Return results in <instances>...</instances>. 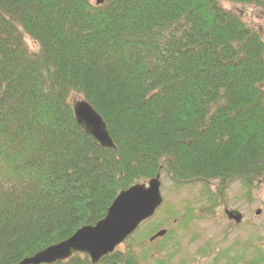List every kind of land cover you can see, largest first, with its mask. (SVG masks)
<instances>
[{
    "label": "trees",
    "instance_id": "trees-1",
    "mask_svg": "<svg viewBox=\"0 0 264 264\" xmlns=\"http://www.w3.org/2000/svg\"><path fill=\"white\" fill-rule=\"evenodd\" d=\"M97 1L0 0V264L95 226L158 175L201 184L211 207L264 179V40L223 5L261 0ZM75 100L115 149L77 124ZM255 254L246 263L264 264ZM139 260L128 250L98 264Z\"/></svg>",
    "mask_w": 264,
    "mask_h": 264
},
{
    "label": "rangeland",
    "instance_id": "rangeland-1",
    "mask_svg": "<svg viewBox=\"0 0 264 264\" xmlns=\"http://www.w3.org/2000/svg\"><path fill=\"white\" fill-rule=\"evenodd\" d=\"M261 2L260 6L223 5L238 13L264 40V0ZM214 186L211 185L213 190ZM253 188L249 192L242 184H233L224 197H218L220 200L211 207L209 200L203 196L204 187L201 184L176 188L168 180L162 179L164 203L161 209L116 252L125 254L133 250L140 264H155L150 254H156L158 259L165 262L174 254L171 264H245L256 256L254 252L257 249L264 251V179L256 182ZM225 209L243 214L240 226L228 221ZM188 210H192L191 213ZM258 211L260 215L256 214ZM190 215L193 219L186 223ZM161 230L170 231L171 238L151 245L150 239ZM164 243L167 248L161 253L158 250ZM243 247H249V252L240 253Z\"/></svg>",
    "mask_w": 264,
    "mask_h": 264
},
{
    "label": "water",
    "instance_id": "water-1",
    "mask_svg": "<svg viewBox=\"0 0 264 264\" xmlns=\"http://www.w3.org/2000/svg\"><path fill=\"white\" fill-rule=\"evenodd\" d=\"M108 0H99L102 4ZM74 116L77 124L91 135L102 147L115 149L114 142L108 132L107 124L86 100H75ZM161 175L148 183L137 184L120 193L106 217L95 226L81 228L71 238L53 245L20 264H56L69 260L77 254L87 255L92 264L115 253L117 248L125 243L140 226L155 216L163 205ZM260 211L256 212L260 215ZM225 215L236 225L243 222V215L236 210H225ZM166 230L155 234L150 242L164 238Z\"/></svg>",
    "mask_w": 264,
    "mask_h": 264
},
{
    "label": "flooded vegetation",
    "instance_id": "flooded-vegetation-1",
    "mask_svg": "<svg viewBox=\"0 0 264 264\" xmlns=\"http://www.w3.org/2000/svg\"><path fill=\"white\" fill-rule=\"evenodd\" d=\"M244 218V217H243ZM229 221V220H228ZM229 222H231V223H233L234 225H235V223L233 222V221H229ZM240 226V225H239ZM167 237V236H166ZM166 237H164V238H161V239H157V240H155L154 242H151V245H153V244H156V242H158L159 240H164ZM249 248V247H248ZM247 247H243L242 248V250H241V252L240 253H244V252H246V250H247V253L249 252V249H248ZM259 249H262V248H259ZM166 250V249H165ZM205 250V249H204ZM203 250V251H204ZM244 250V251H243ZM159 252H163L162 250H158ZM262 251H263V249H262ZM205 253V252H204ZM255 253V252H254ZM157 254H159V253H157ZM253 254V253H252ZM226 256V255H225ZM149 257H151V259H153V261L155 262V264H160V262L161 263H163V264H169L173 259V257H174V254H172L169 258H168V261H164L163 259H158L157 257V255L156 254H150L149 255ZM170 259V260H169ZM248 262V261H247ZM171 264V263H170ZM231 264H235L234 262H232Z\"/></svg>",
    "mask_w": 264,
    "mask_h": 264
}]
</instances>
